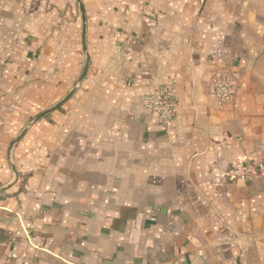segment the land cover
<instances>
[{
  "label": "crops",
  "instance_id": "crops-1",
  "mask_svg": "<svg viewBox=\"0 0 264 264\" xmlns=\"http://www.w3.org/2000/svg\"><path fill=\"white\" fill-rule=\"evenodd\" d=\"M263 79L264 0H0V264H264Z\"/></svg>",
  "mask_w": 264,
  "mask_h": 264
},
{
  "label": "built area",
  "instance_id": "built-area-1",
  "mask_svg": "<svg viewBox=\"0 0 264 264\" xmlns=\"http://www.w3.org/2000/svg\"><path fill=\"white\" fill-rule=\"evenodd\" d=\"M214 95L220 105L229 102L235 90L233 82L229 77L217 76L213 81ZM144 106L148 111H151L160 116L165 123H169L175 113V103L171 94L164 89H157L153 95L144 98ZM256 174V167L251 164H242L232 172L233 178H252Z\"/></svg>",
  "mask_w": 264,
  "mask_h": 264
},
{
  "label": "rangeland",
  "instance_id": "rangeland-1",
  "mask_svg": "<svg viewBox=\"0 0 264 264\" xmlns=\"http://www.w3.org/2000/svg\"><path fill=\"white\" fill-rule=\"evenodd\" d=\"M257 91L260 93L261 99L263 101V109H264V79L263 82H260L259 86L257 87ZM263 129H264V124H263Z\"/></svg>",
  "mask_w": 264,
  "mask_h": 264
}]
</instances>
